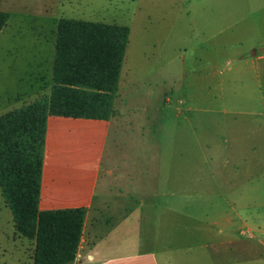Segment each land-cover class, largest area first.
Instances as JSON below:
<instances>
[{"label": "rangeland", "instance_id": "374dc122", "mask_svg": "<svg viewBox=\"0 0 264 264\" xmlns=\"http://www.w3.org/2000/svg\"><path fill=\"white\" fill-rule=\"evenodd\" d=\"M0 10L9 14L0 114L50 95L34 56L61 18L127 26L104 179L135 181L140 168H158L162 226L177 228L159 247L171 256L191 246L201 264H216L220 256L206 248L219 234L211 221L226 216L239 239L257 245L247 236L254 226L264 240V0H0ZM155 179L151 172V186ZM13 226L0 188V264H32L33 244L19 243Z\"/></svg>", "mask_w": 264, "mask_h": 264}, {"label": "crops", "instance_id": "0c3cea01", "mask_svg": "<svg viewBox=\"0 0 264 264\" xmlns=\"http://www.w3.org/2000/svg\"><path fill=\"white\" fill-rule=\"evenodd\" d=\"M56 37L57 31L53 39L37 42L34 73L38 75L37 81L42 88L54 85ZM10 48L15 49L16 46ZM122 69L123 63L118 88ZM110 126L111 120L107 118L49 115L47 119L39 209H86L73 264H201V254L197 253L195 258L196 253L191 251V246L181 253L174 251L172 256L160 251L164 235L169 231L177 235V228L165 232L162 226L165 191L160 188L159 183L163 179L160 171L157 173L158 168H140V177L135 181L128 179L131 182L122 180L109 185L104 179L102 166ZM151 172L156 173L152 186ZM172 203H175L174 199ZM172 208L175 213L174 205ZM242 222L244 236L246 223ZM211 223L219 226L218 233L222 235H216L218 240H212L206 246H213L214 253L220 256L216 264H264V240L255 233L256 227H250L247 233L248 239L259 238L257 245L253 246L245 239H239L233 229L232 232L227 230L229 225L234 228L232 217L226 216ZM13 227V235L19 243L25 239L32 242L33 264L35 241L22 236L15 225Z\"/></svg>", "mask_w": 264, "mask_h": 264}, {"label": "trees", "instance_id": "16d2710c", "mask_svg": "<svg viewBox=\"0 0 264 264\" xmlns=\"http://www.w3.org/2000/svg\"><path fill=\"white\" fill-rule=\"evenodd\" d=\"M9 19L0 10V32ZM129 28L61 18L48 98L0 114V188L16 230L35 241L33 264H73L86 209H39L49 115L107 118L128 44Z\"/></svg>", "mask_w": 264, "mask_h": 264}]
</instances>
